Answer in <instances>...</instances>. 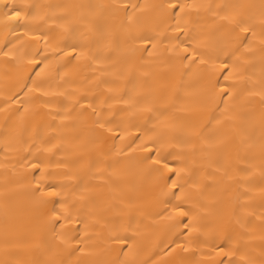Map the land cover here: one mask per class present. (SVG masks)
Returning a JSON list of instances; mask_svg holds the SVG:
<instances>
[{
  "label": "bare ground",
  "instance_id": "bare-ground-1",
  "mask_svg": "<svg viewBox=\"0 0 264 264\" xmlns=\"http://www.w3.org/2000/svg\"><path fill=\"white\" fill-rule=\"evenodd\" d=\"M6 2L0 264H264V0ZM233 14L257 33L238 60L221 19ZM198 43L215 73L183 59ZM38 183L60 195L42 204ZM61 202L72 222L54 228Z\"/></svg>",
  "mask_w": 264,
  "mask_h": 264
},
{
  "label": "snow or ice",
  "instance_id": "snow-or-ice-1",
  "mask_svg": "<svg viewBox=\"0 0 264 264\" xmlns=\"http://www.w3.org/2000/svg\"><path fill=\"white\" fill-rule=\"evenodd\" d=\"M0 4L5 5L7 7V2L6 0H0ZM138 7V6H134ZM184 5L180 4L179 2H174L169 4V8L172 10H178L181 13L184 11ZM211 7V6H209ZM125 8H127V5H125ZM11 19L13 20H19L22 17L21 10L13 8L12 12L8 14ZM129 20H131V16L128 17ZM223 21H225L227 24L231 25L230 29V42L235 45L231 52V56L235 57L236 60L239 59V56L237 53H239L241 47H245V41L248 42V46L250 47L251 42L257 38V33L256 29L249 25L247 21H245L243 18H239L237 14H233L231 16H223L221 17ZM261 39L260 43L264 44V20L261 21ZM177 28H179V24L177 23ZM142 42L147 46L151 44V38L150 37H143ZM202 45L201 44H196L193 46L192 51H189L188 47H185L183 49L184 53L186 55L183 57L185 60H190L192 64H200L206 67V70L212 74L217 71V64L216 61H212L209 63V60L205 58V56L209 55L207 52L201 51ZM75 48H73L71 51L75 52ZM145 51H147V47H145ZM214 51L220 53V54H227L226 50L224 49L223 46L218 47ZM8 53H5V56H7ZM229 69V64L227 60H223L219 62V70L220 71H226ZM228 77L226 76L225 79ZM221 95L222 96H228L230 95V92L228 91L227 88L221 89ZM93 112L95 113V109H93ZM99 124L100 128H104L105 125L103 123H100L97 121ZM109 132H112V129H108ZM122 138V137H121ZM150 151V150H149ZM146 159H151L152 163L154 165H162L163 169H167L169 173H172L173 175L180 177V172L176 171L173 167L169 166V164L166 161L161 160L159 157L152 158V157H146ZM35 167V165L33 166ZM180 171H183L181 169ZM169 183V181H166V186ZM171 189L176 190L180 189L183 190L184 184L179 183L178 180H171ZM37 193H40V202L42 204H48L50 201L46 198H56L60 194L59 192L56 191V189L53 187L50 190L49 189H41L40 184H37L36 189L34 190ZM63 203L66 202H61L62 206L60 209H57L55 205L53 204V207L50 209V215H49V223L55 226L59 225L61 228L65 226V224H70L72 222V214L71 211L68 208L63 207ZM174 213L178 217H183L185 218L186 222L182 224L183 229L188 232V231H195L196 230V224H197V217L194 214V210L192 208L185 209L182 205H177L173 209ZM189 217H191L189 219ZM181 226V225H177ZM115 241L121 245H126L128 238L123 237V236H116ZM182 250L186 251V249H183V246H180ZM174 250V249H173ZM219 255H224L228 256L229 253L225 252L223 249H220L218 252ZM35 264H40L39 261L35 262ZM229 264H234L233 261H229Z\"/></svg>",
  "mask_w": 264,
  "mask_h": 264
}]
</instances>
